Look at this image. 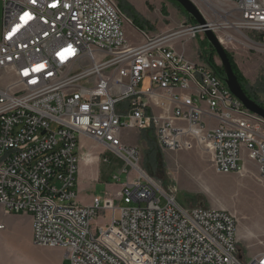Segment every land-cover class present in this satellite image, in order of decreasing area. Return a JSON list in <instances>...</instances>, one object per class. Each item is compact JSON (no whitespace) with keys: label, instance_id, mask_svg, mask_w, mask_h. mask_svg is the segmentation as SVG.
I'll return each instance as SVG.
<instances>
[{"label":"built area","instance_id":"2783aa9c","mask_svg":"<svg viewBox=\"0 0 264 264\" xmlns=\"http://www.w3.org/2000/svg\"><path fill=\"white\" fill-rule=\"evenodd\" d=\"M191 1L204 26L136 30L131 41L123 29L131 20L113 0H1L0 82H10L0 85V208L30 215L35 246L61 247L68 264H264V250L239 254L234 213L186 208L140 170L116 194L136 207L76 201L80 137L130 159L137 151L122 138L131 130L151 131L161 150L196 147L220 174L253 162L264 180V118L202 52L193 62L171 45L205 28L216 35V21L231 44L239 41L228 31L264 52V0H226L231 9Z\"/></svg>","mask_w":264,"mask_h":264},{"label":"rangeland","instance_id":"374dc122","mask_svg":"<svg viewBox=\"0 0 264 264\" xmlns=\"http://www.w3.org/2000/svg\"><path fill=\"white\" fill-rule=\"evenodd\" d=\"M113 1L117 6L122 1L131 7L139 26L151 34H167L190 23L186 11L174 0ZM223 1L229 9L233 7L230 2ZM123 14L127 17L124 11ZM206 20H213L210 10L206 11ZM128 26L130 25L123 23L127 38L131 41L139 40L138 33ZM136 30L141 31L139 28ZM228 33L239 42L222 44L223 47L244 78L247 90L258 103L264 104V52L246 46L234 32ZM246 34L251 37L253 33ZM185 38L187 39L183 42L180 39L172 41V47L181 50L176 51L184 53L189 60L201 62L200 53L203 49H210L207 40L200 42L204 39V33ZM213 59L220 66L217 56L214 55ZM8 82L10 79L0 82V85L4 86ZM89 142L90 145H81L79 148L80 160L84 159L88 167L80 164L79 160V182L75 188L78 203L87 204L93 196H115L120 184L126 182V176L132 179L136 176V171L140 170L186 208H224L234 213L240 237L238 251L243 257L247 258L264 250V180L258 176L253 162H248L242 173L220 174L212 167L209 157L196 147L180 151L158 149L152 132L131 130L123 133L124 146L134 147L137 151L134 158H130L132 163L101 143L92 139ZM115 204L124 208L137 206V202L129 197H116ZM97 222L104 223L105 220L94 223ZM1 224L0 264H68L61 247H38L32 243L29 214H6L0 208Z\"/></svg>","mask_w":264,"mask_h":264},{"label":"water","instance_id":"95a60500","mask_svg":"<svg viewBox=\"0 0 264 264\" xmlns=\"http://www.w3.org/2000/svg\"><path fill=\"white\" fill-rule=\"evenodd\" d=\"M182 9H184L187 15L192 18L198 25H205V20L201 15L198 8L191 0H174ZM205 40L208 41L211 48L214 50L215 56L220 61V67L223 72L222 79L229 89L230 93L238 99L245 108L250 112L264 118V108L257 102L247 96V94L241 88L235 73L232 70L231 63L227 56V50L219 42L216 35L209 29L203 30Z\"/></svg>","mask_w":264,"mask_h":264},{"label":"trees","instance_id":"16d2710c","mask_svg":"<svg viewBox=\"0 0 264 264\" xmlns=\"http://www.w3.org/2000/svg\"><path fill=\"white\" fill-rule=\"evenodd\" d=\"M119 4H120V6L118 5V6H119V9L121 10L122 13H123V11H124V12L127 14V18L131 20L132 24H133L135 27L139 28L140 30H143V29H142V26H141V25L139 26V24L137 23V20L134 18V15L132 14V9H131V7H129L125 2H122V1H120ZM130 10H131V12H130ZM189 21H190L191 23H195V21H194L192 18H189ZM205 41H206V40H205V37H204V39L201 40L200 42H205ZM209 48H210L209 51H205V50H203V51H202V54L204 55L206 62H207L208 64H210V65L213 67V69L215 70V72H216L218 75L223 76V72H222L221 67L218 66V65H216L215 62H214V59H213V57H214V55H215L214 50L211 48L210 45H209ZM227 56H228V58H229V61H230V63H231L232 70H233V72L235 73V75H236V77H237V79H238V82H239L241 88H242L243 91L247 94V96H248L249 98H251L252 100H254L255 102L258 103V101H257L256 98L252 95V93H251L249 90H247V88L245 87L244 78H243L242 75L239 73L238 69L236 68V66H235V64H234V62H233V59L230 57V55H229L228 52H227ZM258 104L264 108V104H260V103H258Z\"/></svg>","mask_w":264,"mask_h":264},{"label":"bare ground","instance_id":"6f19581e","mask_svg":"<svg viewBox=\"0 0 264 264\" xmlns=\"http://www.w3.org/2000/svg\"><path fill=\"white\" fill-rule=\"evenodd\" d=\"M193 1L196 2L198 4V6H200V4H199V2H197V0H193ZM214 10H216L218 12L219 11L222 12V10L219 9L217 6L214 8ZM211 26H213V30L215 31V33H216V35H217V37L219 39V42L221 44H226V43L231 44V42H229L228 40H226V38L223 36V31H221L223 29H226V26H224V25L221 26L218 23H216V21H214V23H212ZM245 45H247V44H245ZM103 145H105V144H103ZM105 146H107V145H105ZM115 151L117 152V150H115ZM120 156L123 157L124 159H126L128 162H131L130 159L127 156H124V155H120ZM133 166H134V168H136V166L134 164H133ZM245 238H247V237H245Z\"/></svg>","mask_w":264,"mask_h":264},{"label":"crops","instance_id":"0c3cea01","mask_svg":"<svg viewBox=\"0 0 264 264\" xmlns=\"http://www.w3.org/2000/svg\"><path fill=\"white\" fill-rule=\"evenodd\" d=\"M132 23V22H131ZM129 28H130V30L131 29H133V30H135L136 31V27L132 24L131 26H128ZM0 29H1V0H0ZM176 50H178V51H181V50H179V49H176ZM186 56V55H185ZM187 57V56H186ZM134 131H136V130H134ZM136 132H139V131H136ZM149 132H151V131H149ZM89 139H91V138H89V137H86V136H81L80 137V146L82 145H90V142H89ZM84 159H82V160H80V164L82 163L83 165H86L85 163H84V161H83ZM87 166V165H86ZM88 167V166H87ZM78 182H79V179H78V176H77V186H78ZM76 196H77V193H76ZM116 196V195H115ZM115 196H106V197H108V198H112V199H114L115 200ZM93 197H95V196H93ZM92 197V198H93ZM91 202V201H90ZM90 202L89 203H87V204H82V205H89L90 204ZM17 217H19V216H17ZM30 219V218H29Z\"/></svg>","mask_w":264,"mask_h":264},{"label":"snow or ice","instance_id":"6c2138e0","mask_svg":"<svg viewBox=\"0 0 264 264\" xmlns=\"http://www.w3.org/2000/svg\"><path fill=\"white\" fill-rule=\"evenodd\" d=\"M25 74H27V73H25Z\"/></svg>","mask_w":264,"mask_h":264}]
</instances>
